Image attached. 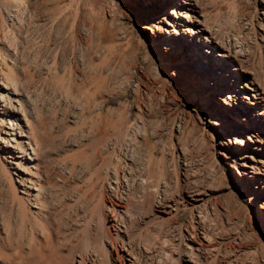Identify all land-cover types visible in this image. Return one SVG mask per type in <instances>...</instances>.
Returning a JSON list of instances; mask_svg holds the SVG:
<instances>
[{"label": "rangeland", "instance_id": "374dc122", "mask_svg": "<svg viewBox=\"0 0 264 264\" xmlns=\"http://www.w3.org/2000/svg\"><path fill=\"white\" fill-rule=\"evenodd\" d=\"M254 89L264 0H0V264H264Z\"/></svg>", "mask_w": 264, "mask_h": 264}, {"label": "bare ground", "instance_id": "6f19581e", "mask_svg": "<svg viewBox=\"0 0 264 264\" xmlns=\"http://www.w3.org/2000/svg\"><path fill=\"white\" fill-rule=\"evenodd\" d=\"M189 16V15H188ZM189 32H191V33H193V30L192 29H190V31ZM198 50V49H197ZM207 53L208 52H210L211 54H212V52H214L213 54H215V56H221V57H227V55H226V52H222V53H219V51L217 50V49H214V48H212L211 46H209V47H207V49L205 48L204 49ZM254 98L258 101V102H260V101H263L264 100V98H263V96H262V94H260L259 93V90H255L254 89ZM256 102V101H255ZM256 104V103H255ZM258 114H260V112L258 113ZM263 114V113H262ZM28 141H30V140H28ZM28 144V143H27ZM31 144V143H30ZM30 144H29V146H30ZM31 147V146H30ZM28 159L29 160H32V158L31 157H29L28 156ZM130 203V202H129ZM125 205V204H124ZM125 208H126V205L124 206ZM112 208V207H111ZM124 210H126V209H124ZM127 211H128V209H127ZM123 214V217H121V216H119V217H121V219L123 218V220L125 219V220H127V219H129V218H127V215H126V213H122ZM121 214V215H122ZM130 215V214H129ZM128 215V216H129ZM131 218V217H130ZM132 220V219H131ZM122 224V226L124 227V231H127V229H128V224L126 223V221H120ZM130 222V221H129ZM126 224L128 225V226H126ZM205 235H203L202 234V238H201V240L198 242V245H199V247L200 246H202L203 244H205L204 242H203V240L204 241H206V239L207 238H205L204 237ZM123 241V240H122ZM122 241H120V243L122 242ZM208 242V241H207ZM112 243V242H111ZM127 244H130V243H127ZM127 244H125V242L123 241L122 243H121V257L123 258V261L125 262L124 264H136V261L138 260V257H139V254L141 253H139L138 254V257L136 258V256H135V253H134V248L131 246V245H127ZM149 244V243H148ZM110 245V244H109ZM112 245V244H111ZM114 245V244H113ZM137 245V244H136ZM112 247H115V246H112ZM111 247V248H112ZM116 248V247H115ZM140 248V247H139ZM86 249V248H85ZM104 249H105V247H104ZM136 249L137 250H139L138 249V247H136ZM141 249V248H140ZM146 249V248H145ZM7 250V249H6ZM5 250V251H6ZM106 250V249H105ZM115 250V249H114ZM148 250H149V248H148ZM4 250H1L0 249V253L1 254H3V255H1V257L4 259V261L7 263V262H10L11 261V259H12V256H11V254H6V255H4L5 253H7V252H5ZM107 251V250H106ZM88 252V251H87ZM90 252V251H89ZM98 252V251H97ZM99 253V252H98ZM93 254V253H92ZM103 254V253H102ZM167 254V253H166ZM89 255V254H88ZM150 256V255H149ZM120 257V256H119ZM118 258V257H117ZM141 258V257H140ZM118 259H120V258H118ZM16 261V260H15ZM95 260H94V257H88V258H86L85 260H80L78 263L79 264H92L93 262H94ZM99 262V261H98ZM185 262H187V264H196V263H194V262H192L191 260H187V261H185ZM5 263V264H6ZM103 263V262H102ZM138 263V262H137Z\"/></svg>", "mask_w": 264, "mask_h": 264}]
</instances>
